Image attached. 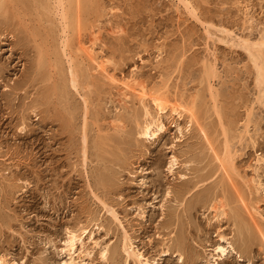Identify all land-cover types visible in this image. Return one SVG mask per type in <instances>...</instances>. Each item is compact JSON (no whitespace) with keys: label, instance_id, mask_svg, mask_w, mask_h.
Instances as JSON below:
<instances>
[{"label":"rangeland","instance_id":"rangeland-1","mask_svg":"<svg viewBox=\"0 0 264 264\" xmlns=\"http://www.w3.org/2000/svg\"><path fill=\"white\" fill-rule=\"evenodd\" d=\"M76 1L73 89L53 1L0 0V260L63 264L66 233L84 229L76 264H134L125 233L150 264H264V83L240 47L264 41V0ZM86 47L197 125L164 115L166 132L138 137L141 107Z\"/></svg>","mask_w":264,"mask_h":264},{"label":"bare ground","instance_id":"bare-ground-1","mask_svg":"<svg viewBox=\"0 0 264 264\" xmlns=\"http://www.w3.org/2000/svg\"><path fill=\"white\" fill-rule=\"evenodd\" d=\"M52 1H53V4L52 5L54 6L53 8L55 10V16H56V18L58 20L57 22H59V25L61 27V30H60V33L62 35L61 36L62 37V41H61L62 50L61 51L63 52L64 56L66 55L65 57H67V64H68V67L67 68L69 70V77H70L69 83L73 87V89L74 88L76 89L78 87V85H79V82H78V78L79 77H78V75L80 76V74H77L78 70H77V72L74 71L75 69H73L74 68V64H72L73 63L72 58H71L70 54H67V47H68V34L67 33H69L68 32L69 26H70L69 21H70V19L72 17V13H73L70 10H71L72 7H75V5H73V6H71V5H72V3L75 4L74 1H76V0H73V1L72 0H52ZM178 1L181 2L180 4L184 5L185 9H187L189 12L190 11L191 12H194L193 10H189V7H191V6H189L190 4H189L188 0H178ZM77 2H78V0L76 1V3ZM48 4L49 3H47V6H48ZM81 7H82V5H81ZM46 9H47V7H46ZM75 9H76V7L74 8V10ZM44 10H45V8H44ZM48 10H46V11H48ZM194 14L192 15V17H195ZM263 39H264V37H263ZM246 42L245 41H242V44H244V45L243 46L240 45V47H243V49H245L248 52L249 57L251 59V62H253L254 65H255V68L257 70V84L258 85H263V83H264V69L263 68L264 67L262 65V61L264 60L263 59L264 55H262V52L260 51V48L261 47H264V41L262 43H260L261 41H259L258 43H260V44L255 45V46L258 47L257 49H254L253 46L248 45ZM239 43H241V42H239ZM90 47L89 48L86 47L89 50H91V51H88L86 53L90 56L91 61L95 62V64H96L95 65V68H97L101 72V74H103V76H105L104 78H106L107 80H109L111 83H114L115 85L119 84V86L121 88L120 90L123 91L122 96L124 95V97H128V96L134 97V99H136V101L138 102L139 106L141 107L142 113H143V117H144V122L141 125L138 124V126L136 128V135L138 137L142 138L143 140L145 139V140H152L153 141V140L157 139L160 134L166 132V127L164 126V123L161 121V118L164 115H166V116L167 115L168 116L170 115L172 117L174 116L175 118H177L180 121L183 120V119H185L186 120L185 130H187V131L191 130V128L194 125H197V122H196L197 118H195L194 113L192 112L193 109H186V108H184L182 106H179V104L176 103V101L174 102L173 105L171 104L172 105L171 106L169 104V102L166 101L165 98H163L162 96L161 97L160 96H157V95L156 96L154 95V97L153 96L152 97L147 96L146 92L143 89L144 87L138 86V84H134L133 85V83L131 82V77H129L130 79H128V80L126 79V80H122L121 82H116V80L113 79V77L107 76V69L105 67L104 62H102V60H100L101 62L100 61L99 62H96L97 60L94 59V58H92L93 57L92 56L93 53L91 54V52L94 51V49L92 50V49H90ZM88 49H85V50H88ZM263 64H264V61H263ZM63 81L64 80H62V82ZM61 85H63V83ZM62 88L65 89L64 88V85L60 89H62ZM80 89H82V88H80ZM165 90H166V88H165ZM54 91H56V89ZM64 91L65 90H63V92ZM57 92H58V90H57ZM63 92L61 90H59V94H61V96L63 95L62 94ZM64 94L66 96V93H64ZM85 102H84V104H85ZM147 103L150 104V106H152L153 109H155V115H153L151 113L150 108H148ZM176 104H178V105H176ZM200 132H203V129ZM181 134H182V132H181ZM203 134H205V133H203ZM182 136H183V134H182ZM204 136H206V135H204ZM82 139H84L83 140V143L85 144L86 137H84ZM208 145H209V143H208ZM225 149H226V151H225ZM212 151H214V150H212ZM224 151H225L224 152L225 153V156L223 158H226V160H228V154L231 155V153L228 152V150H227L226 147L224 148ZM229 158H230V156H229ZM216 160L219 162V165H220L219 168L222 169V172H224L223 169H226V166L229 167V165H227V163L230 164V166H231V163H230L231 160H228L230 162H227L225 159L218 160V158H216ZM171 167H172V164H171ZM220 169H218V170H220ZM225 176L227 177L226 174H225ZM254 183L256 184V182H254ZM257 184H259V183L257 182ZM257 186H255V187H257ZM255 187H254V189H255ZM257 188L255 189L256 191H257ZM221 205L219 207H217L218 205H216V206L213 205V207H212L213 211H215L217 213V211L219 209H222L223 208V206H221ZM253 211H254V209H253ZM108 212L111 213V215L114 216V213L112 211H108ZM218 213L219 214L221 213V215H225L224 212H222V211L221 212H218ZM218 213H217V216L219 215ZM258 214H259V212L257 213V216L260 217L262 219V221H263L264 220L262 218L263 216L261 217L260 214L259 215ZM254 215H256V214H254ZM215 217L216 216L214 215V218ZM216 218H219V217H216ZM82 230H83V232H82ZM82 230L80 231V233H79V230H72V231H69L68 230V233H66V239L63 242V247H62L61 252H63V254L65 256H67V261H65L63 264H76L75 263L76 262V256H77V252H79L78 247L81 246V250H82V247H83V242H82L83 239H82V237L86 233V231L84 229H82ZM224 239H221V240L222 241H225L226 239L225 240ZM95 245H98V244L96 243ZM226 245L229 246V249L233 250V248H232V246L230 245L229 242H226ZM227 248L220 247L219 246L216 249H214V251H216L217 252V255H218V256L216 255L217 256V259H219L220 261H222V260H224L227 257V255H228L227 254ZM122 250H123V253L125 255L126 260H130L134 264H150V262L148 260H146L142 256L141 253H139V252H137V251H135L133 249L132 243H131L129 237L126 236V233L124 234V240H123ZM107 252H108V250H106L105 248L102 249V251H101V257H104L105 258ZM0 264H8V263L4 262L3 260H0ZM151 264H154V263L152 262Z\"/></svg>","mask_w":264,"mask_h":264}]
</instances>
